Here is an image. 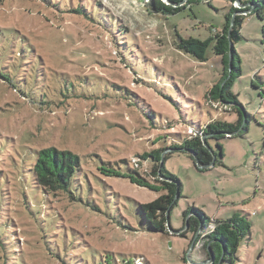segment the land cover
<instances>
[{
    "label": "rangeland",
    "instance_id": "1",
    "mask_svg": "<svg viewBox=\"0 0 264 264\" xmlns=\"http://www.w3.org/2000/svg\"><path fill=\"white\" fill-rule=\"evenodd\" d=\"M142 2L0 0V264H212L186 232L191 207L216 221L248 217L236 264H264V21L247 18L236 45L243 72L232 91L253 117L247 131L220 141L223 165L209 170L188 153L167 159L182 197L168 233H157L139 205L165 191L142 156L180 144L189 125L236 121L206 99L221 77L214 44L204 63L176 47L177 33L206 40L221 30L230 1L172 16ZM47 148L80 157L72 196L30 177Z\"/></svg>",
    "mask_w": 264,
    "mask_h": 264
},
{
    "label": "trees",
    "instance_id": "2",
    "mask_svg": "<svg viewBox=\"0 0 264 264\" xmlns=\"http://www.w3.org/2000/svg\"><path fill=\"white\" fill-rule=\"evenodd\" d=\"M166 1L144 0L142 3L149 14L164 16L176 15L187 8L192 9L193 4L201 2L212 3V0H169L170 4ZM229 1L230 12L225 15V22L221 30H217L212 37L206 40L193 37L184 38L177 33L176 47L179 51L192 56L196 61L204 63L208 60L209 48L214 44L213 51L215 55L221 58V77L207 93L206 99L213 104L230 108L233 116H236V121L218 120L211 117L204 125H189L191 132L182 136L183 139L180 144L178 143L161 150H154L142 156L145 161L154 164L152 167L154 175L165 191L156 200L149 203H140L139 205L143 221L148 228L157 233H168L171 226V212L182 197L180 180L165 167L167 159L174 153L184 152L190 154V158L195 165L196 159H199L202 164H209L214 160V157H216V165H223L224 156L220 141L230 138L228 135L237 132L239 134L236 136L244 134L247 131V125L253 118L232 91L235 82L241 78L243 72V60L236 45L244 40L242 29L247 18L256 16L259 20L264 21V0H241L243 5H247L244 9L234 8L237 0ZM250 10L252 12L248 16L240 15L243 11L248 12ZM76 12L82 13L81 10H76ZM236 13L239 14L236 16L232 27L233 15ZM230 35L234 44L232 49V68L230 65ZM0 77L8 80L1 72ZM253 86H256L254 82ZM256 88L259 87L256 86ZM204 138H206L205 141ZM210 140L219 142L217 150L209 146ZM206 143L212 150L207 148ZM166 151H169V154L165 155ZM34 154L36 155L35 163L28 173L31 174L30 177L34 179L36 185L43 187L45 191L48 190L49 193L59 191L72 196L71 185L73 179L77 177L82 169L80 157L72 152L59 151L56 148L43 149ZM163 159L164 164H162ZM20 184L22 189L24 187L22 180ZM25 199L26 206L31 207L27 200V195ZM184 217L186 218V232L193 231L195 233L193 242L202 243L207 249L210 244V251L207 252L208 261L213 259L212 264L237 263V252L241 243L251 237L252 224L248 217L236 213L226 221H216L195 207L189 208L184 213ZM106 264L111 263L106 261Z\"/></svg>",
    "mask_w": 264,
    "mask_h": 264
},
{
    "label": "water",
    "instance_id": "3",
    "mask_svg": "<svg viewBox=\"0 0 264 264\" xmlns=\"http://www.w3.org/2000/svg\"><path fill=\"white\" fill-rule=\"evenodd\" d=\"M168 4H170V2H169V0H167L166 1ZM236 3H237V7H238V9H241V8H246L247 7V5H243L242 4V1L241 0H237L236 1ZM249 13L250 12H252V10H250V11H248ZM239 13H236V14H234L233 15V19H232V27H233V25H234V23H235V18H236V16L238 15ZM241 14V13H240ZM233 47H234V44H233V42L231 41V35H230V49H231V51H230V56H231V60H230V65H231V68H232V58H233V56H232V49H233ZM231 70V69H230ZM239 134V132H237V133H235V134H231V135H228V137H234V136H236V135H238ZM206 140V138H204V141ZM206 146H207V148H209L210 150H212L208 145H207V143H206ZM216 163V157H214V160L211 162V163H209V164H202L201 163V161H199V159H196V167L199 169V170H209V169H211V168H213V167H215V164ZM162 164H164V159L162 160ZM168 217H169V215H168ZM195 242H193V244H194ZM193 244H192V246H193ZM210 248V244L208 245V249ZM208 251H210V249L208 250ZM209 262H213V259H211V261H209ZM209 262H205V263H209ZM194 264H199V263H194Z\"/></svg>",
    "mask_w": 264,
    "mask_h": 264
},
{
    "label": "built area",
    "instance_id": "4",
    "mask_svg": "<svg viewBox=\"0 0 264 264\" xmlns=\"http://www.w3.org/2000/svg\"><path fill=\"white\" fill-rule=\"evenodd\" d=\"M234 5L237 6V3H235Z\"/></svg>",
    "mask_w": 264,
    "mask_h": 264
},
{
    "label": "crops",
    "instance_id": "5",
    "mask_svg": "<svg viewBox=\"0 0 264 264\" xmlns=\"http://www.w3.org/2000/svg\"><path fill=\"white\" fill-rule=\"evenodd\" d=\"M230 6V5H229Z\"/></svg>",
    "mask_w": 264,
    "mask_h": 264
}]
</instances>
